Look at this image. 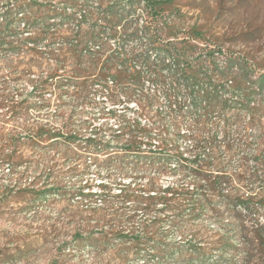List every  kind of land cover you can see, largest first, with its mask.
Instances as JSON below:
<instances>
[{"label": "rangeland", "instance_id": "374dc122", "mask_svg": "<svg viewBox=\"0 0 264 264\" xmlns=\"http://www.w3.org/2000/svg\"><path fill=\"white\" fill-rule=\"evenodd\" d=\"M213 52L229 58L227 68L241 58V71L218 70ZM263 74L264 0H0V264H174L198 250L194 264H264L261 246L243 249L247 235L264 231ZM138 123L160 148L142 141L151 164L158 154H192L198 135L220 127L225 144L206 147L211 170L228 179L200 193V212L183 200L176 213L127 208L116 231L129 240L110 237L96 250L74 241L78 231L98 242L108 234L109 212L97 197L81 199V185L192 187L173 168L135 171L123 146ZM40 129L60 136L39 141ZM89 138L97 150L112 144L95 151ZM247 196L252 210L234 211ZM150 222L158 226L145 235Z\"/></svg>", "mask_w": 264, "mask_h": 264}, {"label": "trees", "instance_id": "16d2710c", "mask_svg": "<svg viewBox=\"0 0 264 264\" xmlns=\"http://www.w3.org/2000/svg\"><path fill=\"white\" fill-rule=\"evenodd\" d=\"M155 9V7H153ZM7 29L10 27L6 24ZM3 28V27H2ZM240 62H237L236 64L241 66V58ZM241 63V64H240ZM233 65V64H232ZM230 67V66H229ZM233 67V66H231ZM236 68V66H235ZM241 71V68H240ZM251 71V70H250ZM251 73V72H250ZM250 73L248 76H250ZM108 82H112L111 80H108ZM260 89L264 88V74L259 76L258 83ZM38 88V87H37ZM33 91H35V88H32ZM108 114L113 115V111H109ZM210 119L211 116L207 115ZM205 116L204 118H206ZM213 119V118H212ZM249 119V116H248ZM224 127L228 129L230 126H228V122H224ZM150 128V127H149ZM146 128L142 126L140 123L136 124L135 126L128 127V130L131 135H137V138H132L131 140H127L128 145L123 146L125 149V152L133 153V168L137 173H139V169L143 166H155L159 165L161 170H168L167 168H173L171 172L173 174H181L184 177H190L192 178V187L187 188L186 190H176L171 187L161 188L157 186V183L155 181L148 182L147 185L139 186L136 182V179H133L129 183L124 184H110V183H101L98 185L99 189L96 192H93L90 187L91 185L85 184L84 186L81 185L76 191L77 194L80 196L81 199H83L85 202H90L97 197L98 202L100 206L103 208L102 211L109 212L108 220L106 222V225L109 226L106 229L108 230V234L105 232H102L101 234H98L101 238L99 242L97 240V237L92 235L91 237L84 239L81 235V233L75 234L73 240L74 241H84L88 240L91 244L92 249H99L100 246H107L108 238L119 236L121 240H129L132 236V234L129 231H116V228L118 224L124 223L126 221V218L124 216V211L127 210V208H131L133 210V213L135 212V209H141L145 212H148L150 210H157L160 212L164 211H171L173 213L181 212L183 211V206L179 204L180 201H186L190 206H195L197 210L200 212L202 209H205V197L200 194L203 191H205V188L211 187L212 185H215L216 187L221 186L224 183L225 179H228V175L224 174L225 172L221 170L212 171L211 167H213V157L210 154L209 149H207L206 144H225L226 138L229 137V134L226 131H221V128L219 127L218 130L210 129V132L207 133L206 139L204 140L199 139L201 138L200 135L197 136V140L194 142L196 143L195 147H192V154H187L183 150H179L176 156H167L165 154H158L161 158H158L160 160L159 163H150L149 160L155 159V158H147L143 156V150L146 151V145L142 143V141H146L149 144V149L151 150H160L159 147H157L154 142L151 141V138L153 137V131H149L151 129ZM149 129V130H146ZM174 131V130H173ZM168 133L172 132V130H168ZM229 132V131H228ZM176 136H180V132L178 129H175L174 131ZM37 139L42 141L43 139L47 137H51L50 141H56L58 137L60 136L59 133L55 131H42L41 129L38 130ZM127 139H129V135H127ZM69 141H77V137L75 135H69L66 136ZM94 138H89L85 143L86 145H92L95 151H107V149L110 147V144L107 143L104 146V149L100 148V150H97V147L95 146V142L93 140ZM138 139L139 141H137ZM204 140V141H203ZM15 143V142H13ZM153 143V144H152ZM223 148V146H221ZM163 151V150H161ZM148 152V151H147ZM13 162L14 159H13ZM16 163V162H15ZM77 175H79V170L76 171ZM140 174V173H139ZM82 175L80 174L79 177ZM231 182V181H230ZM228 181V183H230ZM113 185H117L119 188L117 190H113ZM223 191V190H222ZM252 197L247 196L246 198H241L237 200V202H240V206H234L232 209L235 211L237 207L243 212H250L252 210ZM190 211L194 212V209H191ZM101 218V215H99ZM103 223L102 220H97V224ZM156 225L158 226V222H150L146 226L143 227V233L145 235H149V230L155 229ZM236 232H241V224L237 223L235 225H232ZM84 234V233H83ZM247 239L246 243L243 245V249L245 250V255L248 251H251L252 246L255 245L256 247L261 246V248L264 249V231L262 228H259L258 233L253 234L251 236L247 235L245 237ZM137 240L134 241V238L130 241H133V244H138L142 242V238L137 236ZM226 247V244H224ZM162 247L159 245L155 246L154 251L156 253H162L163 252ZM200 250L195 251V255L193 258H186L182 260H177V263L174 259V264H194L196 261L201 259ZM191 257V256H190ZM167 258V257H166ZM184 263H180V262ZM158 263H163L162 260ZM156 263V264H158Z\"/></svg>", "mask_w": 264, "mask_h": 264}, {"label": "built area", "instance_id": "2783aa9c", "mask_svg": "<svg viewBox=\"0 0 264 264\" xmlns=\"http://www.w3.org/2000/svg\"><path fill=\"white\" fill-rule=\"evenodd\" d=\"M212 59L216 62L215 66L220 71H226L227 69H231V71L234 74H238L240 72V66L236 64V68H227V61H229V58L226 57L224 54H219V52H213L211 55ZM233 61L240 62V59L237 58L236 55L233 56ZM110 84L112 82H109ZM232 85V80L227 79L225 86L228 88Z\"/></svg>", "mask_w": 264, "mask_h": 264}]
</instances>
